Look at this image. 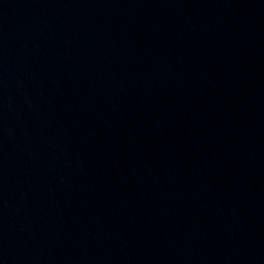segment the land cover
<instances>
[{"label":"water","instance_id":"obj_1","mask_svg":"<svg viewBox=\"0 0 264 264\" xmlns=\"http://www.w3.org/2000/svg\"><path fill=\"white\" fill-rule=\"evenodd\" d=\"M0 264H264V0H0Z\"/></svg>","mask_w":264,"mask_h":264}]
</instances>
